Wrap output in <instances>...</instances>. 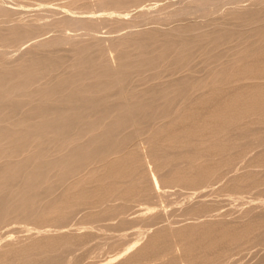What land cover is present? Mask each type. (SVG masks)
<instances>
[{"label": "rangeland", "instance_id": "rangeland-1", "mask_svg": "<svg viewBox=\"0 0 264 264\" xmlns=\"http://www.w3.org/2000/svg\"><path fill=\"white\" fill-rule=\"evenodd\" d=\"M3 1H5V0H0V6H1L2 10H10V9L14 10V12L12 14H10V16L11 15L15 16L13 18V22L16 21V23H19V21H20V23L21 22L22 23H30V22L32 23V21H33V23H34V21L36 22L35 19L38 20V18L39 19L43 18V16L41 17L40 14L43 12L42 10L45 11V9L47 8L50 11H54L55 15H54V17H47L48 19H46V20H47V22L53 21V23H55V25H53L52 28H49L50 30L47 29V30H43L42 32L39 31L36 33L37 35L34 38H32V39L29 38V39H27V41L26 40L23 41L22 40L23 38H20L23 36V34H16V35L13 34L12 32H10V30L6 29L2 25V22L0 21V28H1L0 29V68H4L7 70L14 69L15 72H18V77H22V75L25 73L26 66H28V65L31 66V67L28 66L29 69H27V71L30 70L29 72H31V70H35L34 75H33L35 77L34 82H32L30 87H29V89H31V90L42 89V88L46 87L51 82V80L56 76H57L56 79L60 80V82L64 81L65 84H69L70 87L75 88L76 91H75L74 95H87L89 92L83 91L85 89L82 90V88L86 85H91L94 82H96V83L107 82L108 86H106L102 90H99L95 94L96 98L101 99L100 102H102V103H99L100 106L98 105L96 108L104 107L103 104H110V103H116V102L120 103L121 101H122V103L123 102L126 103V100H127L126 104L128 106L127 107L123 106V107H125L127 109L131 108L132 112L131 111L130 112L132 114H136V113L137 114H144V115L146 114L144 116L146 118L143 117V119H140L138 122L136 119L137 117H135L134 121L133 120L130 121L132 123H130V122L124 123L123 122L124 120L122 118L121 113L118 112L117 110H114V111L112 110L109 112V115H108V113H106L108 117L106 116V114H104L103 116H98L95 114L94 115L92 114L91 116L87 115L85 118V120L86 119L87 120L85 121L83 119V121L85 123L83 122V126H82V129L85 127V129H84L85 131L82 129H80V130L76 129V130H74V132H72L73 134L69 138H66V140L64 137H59L60 139L57 138L53 132L44 133L41 137H40V135H32L31 137H27L23 140L22 139L17 140L16 134L13 137H4L3 136L5 139L3 137H0V163H1L0 166L5 165V164H9L8 162L12 161L11 162L12 163V165H11L12 171L10 170V173L8 172L5 175L0 176V199H1V197H3V195H4L3 193H7L9 191V193L12 197V201H10L7 204L6 208H9L8 205H10V203L14 207L16 205H21V203H22V205H28L31 202L29 205L32 206L33 212H35V214L37 215V217H36V215L34 214V216L32 217L35 225H33V223L27 224L26 222H23V221L21 222L22 219L20 220L19 217L16 216L17 215L16 213H10L12 215L8 214L7 217L5 216L2 224L0 223V253L4 251L3 249L5 247L8 248V247H12V246L16 245L17 239H18V241H17L18 245L22 246L24 243H29V242H32V241H35L38 239L49 238V240H50L51 238L57 237V236H70L71 237V236H75V235L76 236L82 235L88 239L87 241L90 244H88V242H86L87 248L85 246L83 249H80V251L83 253L80 252V256H82V257L81 258L79 257L78 260L80 261L81 259H83L84 261L82 263H79V264H90L89 262L91 261V259H92V261H97L100 259V257H99L100 255H98V254H100V253H98L99 250L97 251V247H95V244L99 240H101L100 242H103V241L106 242V240L109 238L112 239L115 236H116L115 238H117V236H119V235H120L119 237H123L125 235V236H127V239H128L127 243H129V242L132 243V241H134L133 239H139L141 237L140 240H138L140 242L137 243L138 244L137 247H138L140 245H144L147 242L151 241V239L154 236H156L155 232H158L160 230H165V229L167 230L168 228H170V226H172L170 229H173V227H174L173 224H174V225H176V227L179 226L180 228H188L190 226V234L188 233L187 235L184 236L185 239L183 240V244L185 245V248L188 252L197 253L198 256H200L202 259H206V260L210 259L212 256H214L217 253H223L229 246L238 245V250L237 249L232 250L227 255L228 257L225 256L224 258H222V260L219 261L220 264H221V262L223 264V261L225 264V261H227V259H229L231 256H232L231 258H233L232 259L233 261L230 259L229 262L232 261V263H226V264H239V263L240 264H264V258H263L264 257V148H263L264 147L263 146L264 145V122L263 123H255V124L250 125V127L248 128L249 130L247 129V131L243 135L242 134L241 135L240 134H234L233 135L231 133L227 134V133H224L226 131H223L224 134H227L226 137H224V138L219 137L218 139H216L214 141L211 140L210 142H206L205 144H201L202 147H207L208 150L210 151V154L208 157L201 156L200 158H198L194 162L196 164L200 163L199 165H202V167L200 168L201 169L200 172L202 175L200 174L199 177H201V176L204 177L203 184H201V186L198 188H193V189L188 190L184 194V196H181V194L176 192L175 189H173L171 187H167L166 190L169 189V193H167L168 191L166 192L164 190L165 193H167V196L165 194H163L162 192H160L163 194V196L165 195L164 197L162 196L163 198L161 196H160V198H161L160 200L153 198V199H156V201L159 200L157 202L159 204L154 208V204H156L155 203L156 201L154 200V202L152 201V203L149 202L150 204L153 205V206L151 205L152 211L154 213L157 212V216L160 214L161 217H162V215L164 216V218L167 217L163 221H162V219H163V217H162L161 222H159L160 224L158 223L156 225H149V224L147 225V223L145 222L146 225L144 226V224L142 225V224H138L136 222L135 224H128V226L127 225L123 226V224L119 226L117 223L119 222L120 217L117 218V216H115V215H113L115 217L108 216L110 213H107V215H105L100 220H97V218H95L94 216L87 215V213L89 212L90 209H92V210H99V209L112 210L116 205H118L120 203V201L116 200V196L118 193L125 194V193H131L134 191L132 183L129 181L128 177L124 178V174H125L128 166L130 164H132V163L138 164V162L142 160L141 158H143L142 161H144V162L145 161L147 162V160H149L146 155L150 149V146L153 144V142L152 143L148 142V140L152 136L153 132L156 131V135H155L156 140L161 139L162 140L161 142L163 143V140H164L163 138H165L166 140H168V142H170L172 140V139H170V137L173 134V129L175 128V126L180 121H182V118L179 116V114L187 113L188 115H192L195 112L200 111L201 108H198V107H205L204 104L199 102L201 99L219 96L220 92L222 90H224L223 89L224 77L226 78L230 75L236 74L238 71H240L242 69L248 70L251 75L264 76V59H262V58H264L263 57L264 56V38H263V35H264V28H263L264 27V19H263L264 18V0H114L115 4H113L114 1L112 2V0H47L46 2H41L39 0H12V1L10 0L11 3L8 0H6L7 2H3ZM14 1L16 4H14ZM38 2H40V3L38 4ZM46 4H48V5H46ZM42 8H44V9H42ZM67 8H69V9H67ZM247 11H248V13H250V11H251L252 14L250 13V15H248L246 13ZM38 12H40V13H38ZM70 12H72V13L70 14ZM239 12H240V14H239ZM244 13H246V14H244ZM253 13L255 15H253ZM37 14L39 16L38 18H37ZM72 14H73V16L75 15V16H77V18H80L81 20H83V22L85 24H93L95 27V30L98 34L97 37H101L103 43L101 42V40L97 42L96 41L97 38H95L94 36H89L90 34L85 33V35L83 34V36H81V37L79 35L73 41H69V42L62 44L60 49L55 50V52L51 51V54L48 53L49 55L55 56V59H52L49 61V63H51L53 65L51 67V69H49V70L48 69L43 70L41 68L38 69L39 67H41L40 64L33 66V61H32L33 59L31 56H33L35 58V57H39V56L42 57V55H44V54H41V49H38L40 47H38L37 45L39 43H43V44L48 43L47 45H49L50 50H54L55 45L52 46V44H51L53 42L52 40H54L59 35V33L61 32V29H60L61 25L63 24V22L67 18V16H71ZM242 15H244V16H242ZM252 15H253V17H252ZM235 17H236V19H235ZM246 17H248L249 20L245 21V19H247ZM44 18H46V16H44ZM257 18L258 19L261 18V19L258 21ZM14 19H15V21H14ZM43 19L39 20L40 23L45 21ZM0 20H1V17H0ZM239 21H241V22H239ZM247 21L250 23H248ZM251 23L252 24L256 23V24L252 26ZM228 24H229V26H228ZM235 24L237 26H235ZM194 25H196V26H194ZM116 26L119 27L118 28L119 30L117 29L118 31L116 29H113ZM261 26H263V27H261ZM198 27H200V28H198ZM258 27L260 29H258ZM225 28L228 30L225 31L226 30ZM124 29H125V31L123 32ZM159 29H161V30H159ZM229 29H230V31L232 29L233 30L230 32ZM236 29H238V30H236ZM31 30L33 31V28H31ZM126 30L129 33L126 32ZM171 30H173V31H171ZM258 30H259V32H258ZM260 30L262 31V33L260 32ZM234 31L235 32L239 31V33L234 34ZM243 31H245V32H243ZM246 31H247V33H246ZM255 31L257 32L256 33L257 35L255 34ZM174 32H176V33H174ZM225 32H228V33L224 34V36H223L222 33H225ZM5 33H7V34H5ZM68 33L69 34H75V31L70 30ZM126 33H128V34H126ZM131 33H133V34H131ZM152 33H153V35H152ZM116 34H117L118 38L120 37L119 39L116 38ZM173 34H174V36H173ZM95 35H96V33H95ZM192 35H193V37H192ZM210 35L213 38H210L211 37ZM214 35H216V38ZM234 35H235V37H233ZM236 35H239V37ZM125 36H127V37H125ZM138 36H144L143 40H140V37L138 38ZM146 36H147V38H145ZM225 36H227L228 38ZM244 36H245V38H244ZM251 36H253V37H251ZM114 37L116 38V40H114L115 39ZM182 37H184L185 39ZM222 37H223V39H222ZM242 38H244V39H242ZM76 39H77V41H76ZM131 39H133V40H131ZM178 39H180V42ZM193 39H195V40H193ZM203 39H205V40H203ZM226 39L228 40L227 42H226ZM252 39H253V41H252ZM261 39H262V41H261ZM16 40H18V41H16ZM112 40H113V42H112ZM172 40L175 42H173ZM176 40L178 41V43ZM185 40H187V41H185ZM188 40H190V41H188ZM146 41H148V42H146ZM164 41H165V43H164ZM219 41L222 42V43H220L221 46H219L220 45ZM203 42H205L207 45ZM252 42H255V43H252ZM142 43H145V44H142ZM93 44H96V47L95 46L93 47L92 46ZM100 44H102V45L100 46ZM90 46H92V47H90ZM167 46H168V48H167ZM15 47L18 49H16ZM79 47H80V49L86 47L84 49H90L91 48L92 50H93V48H95V51L92 53V55L95 57L98 56V58H97L98 60L93 59V61H91V65H92L91 68L92 69H91V73L87 74V76H86L88 78H86V77L80 78V77H83L82 73H84L87 69L85 68V65L79 59V57H80ZM199 47H201V48L199 49ZM214 47H215V49H214ZM103 48H105V50ZM107 48H109V49H107ZM210 48L211 49L213 48L214 50L212 49L213 50L212 51V50H210ZM74 49L76 52L74 51ZM141 49L142 50L144 49L143 50L144 52ZM170 49H171L172 54L170 53ZM208 49H209V51H208ZM10 50H12L13 53H8ZM15 50H17V51H15ZM133 50H134V52H133ZM145 50H146V52H145ZM5 51L8 53V55ZM130 51L132 52V54ZM26 52L28 54H26ZM104 52H106V54ZM148 52H149V54H148ZM208 52H209V54H208ZM210 52H211V54H210ZM215 52H216V54H215ZM31 53L34 54L35 56L32 55ZM118 53L119 54L122 53V55H119ZM222 53H224V54H222ZM99 55H100V57H99ZM123 55H124V57L122 58V60L118 59L120 56H123ZM44 56H46V55H44ZM58 56H63V57H58ZM70 56H72V57H70ZM28 57H30V58H28ZM164 57H166V58L168 57V58L165 59ZM103 58H104V60H103ZM42 60L43 61L45 60V62H46L49 59H46V57H43ZM54 60H57V61H54ZM6 62H8V63H6ZM30 62H31V64H30ZM137 68H139V69H137ZM54 69H55V71H54ZM61 69L63 72L61 71ZM93 74H94V76H92ZM101 74H103V75H101ZM203 74H205V75H203ZM125 75L127 77L129 76L127 78V80H120V79H122L121 77L125 76ZM193 75H195V76H193ZM50 76L53 78H51ZM74 76H76V77H74ZM181 77H182V79H181ZM105 79H107V80H105ZM176 79H178V80H176ZM111 80H112V82H110ZM114 80H116V81L119 80L118 83L119 82H121V83H119V85H118V83L115 84ZM168 81L170 84L168 83ZM178 81L180 84L178 83ZM39 82H41V83H39ZM46 82H47V84H46ZM252 82H264V78H261V79H245L242 83L246 84V83H252ZM173 83H174V85H173ZM183 83H185V84H183ZM148 87H150V88H148ZM118 88L120 89V91ZM146 88H148V89H146ZM104 90H106V91H104ZM115 90H117L119 93L117 91L115 92ZM181 91H182V93H181ZM119 94L121 95L120 97H119ZM133 95H134V97H133ZM176 95H179V96H176ZM102 96H104L103 99L101 98ZM122 96H124V97L122 98ZM149 96L151 97V99H149ZM105 97H106V99H105ZM117 97H119V98H117ZM126 97H128V98H126ZM174 97H175V99H173ZM177 97H179L178 98L179 100L177 99ZM14 98L15 97H13V99ZM35 98H37V97H35ZM125 98H126V100H125ZM153 98H154V100H153ZM128 99H129V101H128ZM106 101H108V102H106ZM138 101H139V103H138ZM141 102H143L145 105ZM145 102L147 104L149 103L148 106L146 105ZM137 103L140 105H138ZM152 103L155 105V107ZM37 104H38V99H35L34 101H31L29 104H26V106L24 105L22 107V111L27 112L29 109H31V106H32V111H33V107L37 106ZM161 105H163V106H161ZM139 107H141V108H139ZM119 108H122V107H119ZM150 108L153 109L154 111L151 110ZM91 109L90 110L88 109L87 112H90ZM141 109L143 111H141ZM76 111L77 110L74 109L73 111H71V113L74 115L77 113ZM171 112H173V114ZM147 113H148V115H147ZM149 113L151 116L149 115ZM152 113H153V115H152ZM116 114H117V116H116ZM97 116H98V118H97ZM95 117H96V119H95ZM115 118H117V119H115ZM93 119L95 120L94 122H93ZM111 119H113V120L111 121ZM187 119L192 120L193 118L190 116ZM88 120H89V122L87 123ZM149 120L153 123L151 124V122ZM34 122L38 123V122H40V119L37 118V119H35ZM110 122H111V125L109 124ZM113 122H116L115 123L116 125ZM117 122L120 124H118ZM94 123H95V125H94ZM148 123H150V124H148ZM121 124H122V126H120ZM144 124L146 127L144 126ZM146 124H148V125H146ZM0 125H5V123H0ZM86 125H88V127ZM108 125H109V127H108ZM89 126H90V128H89ZM127 126H128V129H127ZM149 126H150V129H149ZM111 127H113V128L110 129ZM121 127H122V129H121ZM22 128L23 127H21V126H17L16 129H18V130L16 131V133L19 134L18 132H20L19 130L20 129L22 130ZM86 128H87V131H86ZM88 128H89V130H88ZM108 128H109V130H108ZM132 128L135 129V130L133 129L134 132L133 131L131 132ZM114 129H115V131H114ZM117 129L120 130V132L122 131L121 134H119L120 132L117 131ZM123 130H124V132H123ZM139 131L142 135H140ZM76 132H77V134H76ZM135 132L138 134H135ZM100 133H102V134H100ZM133 133L136 136H134ZM143 133H144V135H143ZM108 134H109V136H107ZM128 134H130V135L132 134L131 136L135 137L134 138L135 140L133 139V137H131ZM221 134H222V132H221ZM81 135H84V137ZM104 135L107 136V138H104L105 140L103 139V137H106ZM47 136H49V137H47ZM75 137H76V139H75ZM112 137H113V141H112ZM1 138H3V139H1ZM30 138H31L32 144L29 142ZM34 138H35V140H33ZM45 138L47 139V141L44 140ZM56 138L58 140L57 142L53 140ZM61 138H63V139H61ZM87 138L89 141L93 138L96 141L91 140L92 142L90 141L89 143H87L88 142ZM98 138H100V140ZM108 138H110V141H112L111 142L112 144H114V143L115 144L114 145H112L111 143L109 144L110 141ZM117 138H118V140H117ZM12 139H14V140H12ZM50 139H52L51 142H50ZM32 140H33V142H32ZM43 140L46 143L45 142L42 143ZM68 140L70 142H67ZM12 141L13 142L16 141L17 143H22L25 145L28 141L29 144L27 143V146H24L25 148L22 147L20 151L15 153V152H12L11 149L15 146L14 143H16V142L13 143ZM250 141H251V143H250ZM75 142H77V143H75ZM98 142H100V143L98 144ZM9 143H10V146H9ZM78 143H80V145L82 143H84V144L79 146V145H77ZM121 143L123 144V146H126V148L123 147L121 145ZM116 144H118L119 147H123L122 150L120 149L122 152L119 150V148L117 147ZM28 145H30V146H28ZM33 145H36V146H33ZM43 145H47V146L51 145L50 146L51 149L48 147L49 149L47 150V154L44 157L34 158L33 155L36 153V151H38L39 147H41ZM84 145H86V146H84ZM77 146L81 147V149L83 151L81 150L82 151L81 152L80 148ZM83 146H84V148H82ZM146 146H147V148H146ZM260 146H262V148ZM75 147H76V149H75ZM145 148L147 149V151ZM222 148L225 151L222 152V150H221V154L217 155L215 152H217L218 149H222ZM239 148L242 149V151ZM257 148L259 150L256 152ZM3 149H4V151H3ZM102 149H103V151L100 152ZM97 150H99L100 154L97 152ZM7 151H8V154H7ZM70 151H71V155H70ZM119 151L121 153H119ZM211 151L214 153H212ZM2 152H4V153H2ZM74 152L78 153V156L73 155ZM106 152H108V153H106ZM111 152L113 155L111 154ZM115 152H118V153H115ZM226 152L228 154H230V152H231V154H230L231 156L227 155ZM20 153H21V155H20ZM84 153H85V155H84ZM92 153L94 154V156H92L93 155ZM97 153L100 155V157L98 156ZM224 153H226V154L224 155ZM79 154L82 155V157L79 156ZM222 154H223V156H222ZM1 155H3V156H1ZM11 155L15 156V157H12ZM68 155H69V157H67ZM251 155H253L256 158H254ZM30 156H32V158ZM120 156H122V157H120ZM242 157H243V161H242ZM55 158H57L59 160V161L57 160L58 163H57ZM28 159H29V161H28ZM51 159H52V162L48 163L47 160L51 161ZM63 159L66 163L63 161ZM68 159H70V160H68ZM41 160H42V162L45 160L43 163H44V165L45 164L47 165V167H48V168L46 167L47 169L34 168L35 166H38V163H39V165H43V163L42 164L40 163ZM54 160L56 162H54ZM253 160H254V162H252ZM4 161H6V162H4ZM83 161L84 162L86 161L87 164H85ZM129 161H130V163H129ZM146 162H145V168H146V171L148 172V170L151 168V165L146 164ZM17 163L18 164L20 163V164L18 166H16ZM51 163L53 165L55 163V165L53 167H51L52 165H49ZM79 163H80V165L83 164V165H81L82 167L79 166ZM127 163H128V165H127ZM194 163L191 164L190 166H188L186 169H180V168L177 169L178 173H184L185 175H187V177L190 178V182H192L193 180H195L198 177V176L196 177V174H195L197 172H195L196 169H195V167H193L195 165ZM238 163H239V165H238ZM75 164L78 165L77 169L74 167V166H76ZM114 165H116L117 167L113 168ZM13 166L16 168H14ZM85 166H87V169ZM149 166H150V168H149ZM22 167L24 168V171H26L25 169H27V172H26L27 175L25 174V177L22 176V177L16 178L13 175L14 170L17 168H22ZM31 167H33V168H31ZM50 167L52 169H50ZM61 168H63V169H61ZM48 169H49V171H48ZM57 169H58V171H57ZM74 169H75V171H74ZM32 170H35V171L32 172ZM40 170H41V172H38ZM45 170L47 171V174H45V172H46ZM63 170H66L67 172H63ZM28 171L30 174L28 173ZM58 172H59V176H58ZM60 172H63L64 174L60 173ZM11 173H13V174L11 175ZM32 173H34V174H32ZM35 173H36V175H35ZM37 173L38 174L41 173V174L38 175ZM67 174H69V175L67 176ZM76 174H78V175H76ZM37 175H38V178L34 177ZM92 175H94V176H92ZM252 175L254 176V178ZM31 176H33V177L31 178ZM88 176H90V177H88ZM9 177H11V178H9ZM225 177H226V179H224ZM19 178H20V180L22 178L25 182H27V180H30L31 182H33L32 180L35 179L36 181H34L31 186H33V189L34 190L36 189L37 192H36V190L33 191L32 187H30V189H28V190L23 189L24 185L22 183L24 181L21 180L20 181L21 183H19L18 182ZM39 178H41V180L43 178L42 181H44L45 183L40 182L41 180ZM11 179H13L14 184H17V186L16 185L13 186V185L9 184ZM15 180H17V181H15ZM38 180L40 183L37 182ZM52 182L53 183L56 182V183L53 184ZM37 183H39L41 186H39V184H37ZM218 183H219V185H218ZM56 184H58V185H56ZM1 185L3 186L4 189L1 188ZM5 185H7V186H5ZM59 186H60V188H59ZM63 186L65 187V189L63 188ZM72 186L75 189H73ZM49 187L50 188L53 187L52 189H53L54 193L52 192V189L51 190L49 189ZM9 188H10V190H9ZM19 188H22L23 190L22 189L19 190ZM37 188H39V189H37ZM42 189H45V190H43V193L46 192V195L40 194V197H39L38 194L42 193V191H41ZM47 189H49V190L47 191ZM120 189H121V191H120ZM23 191H25V192H23ZM61 191H63V192H61ZM47 192H49V193H47ZM195 192H197V193L195 194ZM79 193H83V194L86 193L87 195H85L82 199H75V197ZM29 194H31V195H29ZM35 194L37 195V197H39V199L35 198L36 196L33 197V195H35ZM232 194H235L238 198L233 195L234 197L232 196V198H233L232 199L231 198ZM241 194L243 197L241 196ZM16 195H18V199H17ZM41 195H43V196H41ZM51 195H53V196H51ZM19 196H21V197H19ZM24 196H25V198H24ZM59 196H60V198H59ZM186 196L187 197L189 196L190 198H186ZM195 196H196V198L199 196L200 197H199V199L198 198L192 199V198H195ZM223 196L224 197L226 196V197L224 198ZM14 197H16V198H14ZM44 197L45 198L47 197V198L45 199ZM55 197H57V198H55ZM227 197H229V198H227ZM23 198L24 199L28 198L29 201L28 200L25 201ZM29 198H31V199H29ZM48 198L49 199L51 198L52 200L51 199L49 200ZM238 199H240V200H238ZM13 200H14V202H13ZM73 200H76V202H80V205H78V207L71 206V204H72L71 201H73ZM190 200H192V201H190ZM197 200H199L198 201L199 204L195 205V203H197ZM205 200L207 201L206 206H212V207L217 206L218 209L221 208L220 210L222 213L220 215L219 214L216 215V217L215 216L210 217V219H209V217H206V219H205V216L198 217L197 215H196V217H198V218H196L195 214L193 216L192 212L196 209V207L200 206V204L202 203L201 201L205 202ZM35 201H36V203H34ZM37 201H38V203H37ZM56 201H58V202H56ZM214 201L216 202V205H215ZM16 202H18V203H16ZM43 202H46V203H44V205H43ZM189 202H190V204H189ZM149 203H148V205H149ZM82 204H86V205L84 206ZM193 204H194V207H192ZM11 205H10V207H11ZM41 205L43 208L41 207ZM46 205H48V208L46 207ZM140 205H142V204H139L138 207ZM148 205H146V203H145V206L143 204V207L140 206L139 208L142 207L145 210L146 209L150 210L151 207L149 208ZM44 206H45V209H44ZM186 206L187 207L189 206L191 209L190 217H188V215L181 217V215L184 212L189 211V207L187 208ZM34 208L36 209V211L34 210ZM134 208H135V206H134ZM137 208H135V209H137ZM180 208L184 212L180 211L181 210ZM185 208H187V209H185ZM223 208H225V210ZM183 209H185V210H183ZM72 210H77V211L74 213L75 217L73 214V216H72L73 218L70 219L68 221V223L58 224L57 222H55V220L59 218L58 216L60 214H65V213L70 212ZM145 210H144V213L148 212ZM37 212H38V214H37ZM128 212H130V210ZM151 212H148V213L151 214ZM168 212L170 213V217L166 216V215H169ZM249 212H251V213H249ZM148 213H145V217H147L149 215ZM171 213H173V214L171 215ZM191 215L193 217H191ZM225 215H227V216L225 217ZM14 216H16V217H14ZM107 216H108V218H107ZM175 219H177V220H175ZM193 219H194V221H193ZM196 219H198V220L195 221ZM70 221H71V223H70ZM136 221H140V220H136ZM166 221H168V222L169 221H177V223L169 222V224L171 223V225L169 226L168 222H166ZM38 222L47 223V225L39 226L37 224ZM201 222H203V223H201ZM180 223H183V224L181 225ZM199 224H200V226H199ZM163 225L166 227H163ZM183 225H185V226H183ZM103 226H106L107 228L103 227ZM121 226H123L124 229H126L125 227H127V228L131 227L132 229L131 228H129V230L127 229V232L124 229H122L124 231H122L121 229H120L121 231L113 230L117 227L120 228ZM146 227H147V229H145ZM158 227L161 229H159ZM36 228H38V230ZM98 228H100V229H98ZM102 228H103V230H102ZM138 228L139 229L141 228L140 231L141 230L144 231V233L141 236H139V238L135 237L136 236L135 233L139 232ZM34 229H36V230H34ZM111 229L114 231L113 234L115 236L112 234L113 231ZM136 229L138 231H136ZM148 229H149V231H148ZM156 229H157V231H156ZM27 230H28V232H27ZM43 230L46 233H44ZM58 230H59V232H58ZM212 230H214V231H212ZM38 231H40V232H38ZM103 231H105V232L107 231V232H111V233H108L109 234L108 235L107 233H105ZM34 232H36V233H34ZM125 232H126V234H124ZM133 232H135V233H133ZM34 234H35V236H34ZM39 234H41V235H39ZM110 234H112V235H110ZM103 235H108V236H104L102 238ZM100 236L102 239L100 238ZM129 240H132V241H129ZM45 242H47V241H45ZM91 242H93V243L91 244ZM49 243L50 242L48 241V244ZM129 245H130V243H129ZM124 246L126 248V247H128V244H124L122 247L124 248ZM103 247H105L106 250H103L101 252V249H100V252L103 254V257L101 256V258L105 259L106 257L109 256V254L111 252L115 253V251H111L109 249L107 250L106 245ZM122 247H120L119 249H122ZM5 250H6V248H5ZM116 250L118 251V249H116ZM109 251H110V253H109ZM227 251L228 250H226L225 252H227ZM76 253H74V254H76ZM85 253H88V254L90 253V255H89V258L91 257L90 260H88L89 259L87 256L88 254L86 255ZM92 253H93V256H97V260L93 259L94 257L92 256ZM107 253H109L108 256H107ZM234 253H235V255H234ZM104 254L106 255V257ZM83 255H85V256H83ZM73 256L76 257V255H73ZM86 256L88 258L87 260H86V258H83ZM235 256H237V257H235ZM121 258H123V256L122 257L121 256L116 257L117 260L118 259L120 260ZM238 258H239V260H238ZM100 260H102V259H100ZM76 262H73V263L71 262V264H75ZM219 262H217L216 264H219Z\"/></svg>", "mask_w": 264, "mask_h": 264}, {"label": "bare ground", "instance_id": "bare-ground-1", "mask_svg": "<svg viewBox=\"0 0 264 264\" xmlns=\"http://www.w3.org/2000/svg\"><path fill=\"white\" fill-rule=\"evenodd\" d=\"M8 1H10V0H8ZM12 1V0H11ZM11 1H10V3H11ZM39 1H41V2H46L47 0H39ZM114 0H112V2H113ZM3 2H7L6 0L5 1H3ZM128 2V1H127ZM204 2V1H203ZM40 2H38V4H39ZM13 4V3H12ZM14 4H16L15 3V1H14ZM49 4V3H48ZM48 4H46V5H48ZM113 4H115V1L113 2ZM51 5V4H50ZM134 5V4H133ZM125 6V5H124ZM43 7V6H42ZM114 7V6H113ZM51 8V7H50ZM42 9H44V8H42ZM41 9V10H42ZM66 9V8H65ZM67 9H69V8H67ZM40 10V9H39ZM114 10V9H113ZM116 10V9H115ZM119 10V9H118ZM43 12L40 14L41 15V17L43 16V18H44V16H46V18H38L39 16H38V14H37V18H38V20L37 19H35L36 20V22L34 21V23H33V21H32V23L30 22V23H20V21H19V23H16V21H15V19H14V21L15 22H13V18L15 17L14 15H11L10 16V14H12L13 12H14V10H2L1 9V6H0V17H1V22H2V25L6 28V29H8V30H10V32H12L13 34H23V36L22 37H20V38H23L22 40L23 41H27V39H32V38H34L37 34V32H42L43 30H50L49 28H52L53 27V25H55V23H53V21L52 22H47V20L46 19H48L47 17H54V15H55V12L54 11H50V10H48L47 8L45 9V11L44 10H42ZM77 12V11H76ZM254 12V11H253ZM38 13H40V12H38ZM72 12H70V14H71ZM75 13V12H74ZM73 13V14H74ZM111 13V12H110ZM243 13V12H242ZM248 15H250V13H251V11H250V13H248V11L246 12ZM246 13H244V14H246ZM73 14L71 15V16H67V18L64 20V22H63V24L61 25V32L59 33V35L54 39V40H52L53 42L51 43L52 44V46L53 45H55V47H54V50H50V48H49V45H47V44H43V43H39L37 46L38 47H40V48H38V49H41V54H44V55H46V56H44V55H42V57H33V56H31L32 57V61H33V66L34 65H37V64H40L41 65V67H39L38 69H43V70H45V69H51V67L53 66L51 63H49V61L50 60H52V59H55V56H52V55H49L48 53H50L51 54V51L53 52H55V50H58V49H60V47H61V45L62 44H64V43H66V42H69V41H73L76 37H78L79 35H80V37L81 36H83V34L85 35V33H88V34H90L89 36H94L95 38H97V42L98 41H100L101 40V42H102V39H101V37H97V32H96V30H95V27H94V25L93 24H85L84 22H83V20H81L80 18H77V16H73ZM123 14V13H122ZM239 14H240V12H239ZM238 14V15H239ZM252 14V13H251ZM57 15V14H56ZM253 15H255L254 13H253ZM253 15H252V17H253ZM115 16V15H114ZM242 16H244V15H242ZM249 17V16H248ZM248 17H246L247 19H245V21L246 20H249L248 19ZM261 17V16H260ZM36 18V17H35ZM139 18V17H138ZM45 20V21H43V22H41L40 23V21L39 20ZM54 19V18H53ZM235 19H236V17H235ZM244 19V18H243ZM251 19V18H250ZM258 19V18H257ZM256 19V20H257ZM261 19V18H260ZM260 19H258V21L260 20ZM264 19V18H263ZM30 20V19H29ZM39 21V22H38ZM243 21V20H242ZM28 22V21H27ZM38 22V23H37ZM232 22V21H231ZM239 22H241V21H239ZM238 22V23H239ZM244 22V21H243ZM242 22V23H243ZM248 22V21H247ZM246 23V22H245ZM248 23H250V22H248ZM247 24V23H246ZM252 24V23H251ZM256 23H254V24H252V26L253 25H255ZM261 24V23H260ZM112 25V24H111ZM168 25V24H167ZM220 25V24H219ZM227 25V24H226ZM232 25V24H231ZM239 25V24H238ZM60 26V25H59ZM162 26V25H161ZM194 26H196V25H194ZM193 26V27H194ZM217 26V25H216ZM228 26H229V24H228ZM235 26H237L236 24H235ZM249 26V25H248ZM2 27V26H1ZM3 27V28H4ZM242 27V26H241ZM246 27V26H245ZM256 27V26H255ZM261 27H263V26H261ZM2 28V29H3ZM31 28H33V31L31 30ZM119 27H115V28H113V29H118ZM132 28V27H131ZM163 28V27H162ZM165 28V27H164ZM198 28H200V27H198ZM205 28V27H204ZM243 28V27H242ZM249 28V27H248ZM264 28V27H263ZM1 29V28H0ZM59 29V28H58ZM57 29V30H58ZM88 29V30H87ZM122 29V28H121ZM120 29V30H121ZM169 29V28H168ZM173 29V28H172ZM191 29V28H190ZM196 29V28H195ZM207 29V28H206ZM220 29V28H219ZM226 29V28H225ZM241 29V28H240ZM246 29V28H245ZM258 29H260L259 27H258ZM70 30H74L75 31V34H69L68 32L70 31ZM115 30V31H116ZM119 30V29H118ZM117 30V31H118ZM128 30V29H127ZM126 30V32H128ZM133 30V29H132ZM159 30H161V29H159ZM228 29H226L225 31H227ZM233 30V29H232ZM231 30V31H232ZM236 30H238V29H236ZM235 30V31H236ZM249 30V29H248ZM247 30V31H248ZM252 30V29H251ZM54 31V30H53ZM60 31V30H59ZM125 31V29L123 30V32ZM130 31V30H129ZM158 31V30H157ZM163 31V30H162ZM170 31V30H169ZM171 31H173V30H171ZM217 31V30H216ZM229 31H230V29H229ZM230 31V32H231ZM234 31V34L236 33H239V31L238 32H235ZM247 31H246V33H247ZM134 32V31H133ZM168 32V31H167ZM182 32V31H181ZM229 32V33H230ZM243 32H245V31H243ZM258 32H259V30H258ZM260 32L262 33V31L260 30ZM95 33H96V35H95ZM129 33V32H128ZM128 33H126V34H128ZM148 33V32H147ZM171 33V32H170ZM173 33V32H172ZM174 33H176V32H174ZM178 33V32H177ZM184 33V32H183ZM182 33V34H183ZM226 33H228V32H225V33H222L223 34V36H224V34H226ZM242 33V32H241ZM254 33V32H253ZM257 32L255 31V34H256ZM5 34H7V33H5ZM82 34V35H81ZM131 34H133V33H131ZM179 34V33H178ZM181 34V33H180ZM186 34V33H185ZM211 34V33H210ZM243 34V33H242ZM252 34V33H251ZM260 34V33H259ZM258 34V35H259ZM119 35V34H118ZM125 35V34H124ZM152 35H153V33H152ZM163 35V34H162ZM161 35V36H162ZM189 35V34H188ZM212 35V34H211ZM210 35V36H211ZM220 35V34H219ZM254 35V34H253ZM257 35V34H256ZM173 36H174V34H173ZM184 36V35H183ZM187 36V35H186ZM215 36V38H216V35H214ZM236 36H238L239 37V35H236ZM242 36V35H241ZM248 36V35H247ZM255 36V35H254ZM39 37V36H38ZM55 37V36H54ZM124 37V36H123ZM125 37H127V36H125ZM140 37V40H143V38H144V36H138V38ZM179 37V36H178ZM191 37V36H190ZM192 37H193V35H192ZM225 37H227V36H225ZM232 37V36H231ZM233 37H235V35L233 36ZM232 37V38H233ZM249 37V36H248ZM251 37H253V36H251ZM12 38V37H11ZM10 38V39H11ZM112 38V37H111ZM115 38V37H114ZM116 38H118L117 37V34H116ZM116 38L114 39V40H116ZM120 38V37H119ZM118 38V39H119ZM130 38V37H129ZM145 38H147V36L145 37ZM158 38V37H157ZM182 38H184V37H182ZM196 38V37H195ZM210 38H213L212 36L210 37ZM228 38V37H227ZM244 38H245V36H244ZM244 38H242V39H244ZM263 38H264V35H263ZM13 39V38H12ZM19 39V38H18ZM108 39V38H107ZM122 39V38H121ZM153 39V38H152ZM173 39V38H172ZM185 39V38H184ZM192 39V38H191ZM222 39H223V37H222ZM257 39V38H256ZM131 40H133V39H131ZM135 40V39H134ZM151 40V39H150ZM154 40V39H153ZM165 40V39H164ZM179 40V42H180V39H178ZM193 40H195V39H193ZM203 40H205V39H203ZM214 40V39H213ZM16 41H18V40H16ZM37 41V40H36ZM76 41H77V39H76ZM145 41V40H144ZM157 41V40H156ZM160 41V40H159ZM166 41V40H165ZM165 41H164V43H165ZM169 41V40H168ZM173 41V40H172ZM177 41V40H176ZM185 41H187V40H185ZM188 41H190V40H188ZM215 41V40H214ZM228 40L226 39V42H227ZM233 41V40H232ZM251 41V40H250ZM252 41H253V39H252ZM261 41H262V39H261ZM111 42V41H110ZM112 42H113V40H112ZM115 42V41H114ZM120 42V41H119ZM146 42H148V41H146ZM145 42V43H146ZM150 42V41H149ZM173 42H175V41H173ZM201 42V41H200ZM225 42V41H224ZM103 43V42H102ZM145 43H142V44H145ZM156 43V42H155ZM163 43V42H162ZM177 43H178V41H177ZM194 43V42H193ZM197 43V42H196ZM203 43H205V42H203ZM220 43H222V42H220L219 41V44ZM252 43H255V42H252ZM8 44V43H7ZM16 44V43H15ZM50 44V45H51ZM114 44V43H113ZM118 44V43H117ZM140 44V43H139ZM192 44V43H191ZM206 44V43H205ZM204 44V45H205ZM218 44V45H219ZM239 44V43H238ZM91 45V44H90ZM102 44H100V46H101ZM112 45V44H111ZM149 45V44H148ZM160 45V44H159ZM165 45V44H164ZM203 45V46H204ZM207 45V44H206ZM215 45V44H214ZM217 45V46H218ZM237 45V44H236ZM249 45V44H248ZM253 45V44H252ZM5 46V45H4ZM89 46V45H88ZM93 47L95 46L96 47V44H93L92 45ZM92 46H90V47H92ZM98 46V45H97ZM132 46V45H131ZM141 46V45H140ZM162 46V45H161ZM219 46H221V44L219 45ZM234 46V45H233ZM247 46V45H246ZM251 46V45H250ZM259 46V45H258ZM36 47V46H35ZM87 47V46H86ZM86 47H84V48H86ZM89 47V48H90ZM115 47V46H114ZM157 47V46H156ZM159 47V46H158ZM7 48V47H6ZM16 48V47H15ZM52 48V47H51ZM84 48H82V49H80V47H79V53H80V57H79V59H80V61L85 65V68L87 69L84 73H82L83 74V77H80V78H85L86 76H87V74H89V73H91V67H92V65H91V61H93V59H97L98 58V56H93L92 55V53L95 51V48H93V50L90 48V49H84ZM110 48V47H109ZM109 48H107V49H109ZM151 48V47H150ZM167 48H168V46H167ZM175 48V47H174ZM188 48V47H187ZM186 48V49H187ZM201 47H199V49H200ZM217 48V47H216ZM230 48V47H229ZM250 48V47H249ZM16 49H18V48H16ZM104 50H105V48H103ZM106 49V50H107ZM113 49V48H112ZM137 49V48H136ZM147 49V48H146ZM156 49V48H155ZM196 49V48H195ZM198 49V48H197ZM213 49V48H212ZM211 48H210V50H212ZM214 49H215V47H214ZM213 49V50H214ZM218 49V48H217ZM97 50V49H96ZM142 50V49H141ZM144 50V49H143ZM142 50V51H143ZM168 50V49H167ZM212 50V51H213ZM253 50V49H252ZM259 50V49H258ZM8 51V50H7ZM11 51V52H10ZM8 53H13L12 52V50H10ZM15 51H17V50H15ZM34 51V50H33ZM74 51H75V49H74ZM78 51V50H77ZM98 51V50H97ZM101 51V50H100ZM208 51H209V49H208ZM249 51V50H248ZM256 51V50H255ZM6 52V51H5ZM76 52V51H75ZM102 52V51H101ZM100 52V53H101ZM131 52V51H130ZM133 52H134V50H133ZM144 52V51H143ZM145 52H146V50H145ZM150 52V51H149ZM149 52H148V54H149ZM154 52V51H153ZM175 52V51H174ZM191 52V51H190ZM7 53V52H6ZM5 53V54H6ZM8 53H7V55H8ZM30 53V52H29ZM105 54H106V52H104ZM123 53V52H122ZM122 53L121 54H119V55H122ZM127 53V52H126ZM125 53V54H126ZM140 53V52H139ZM166 53V52H165ZM170 53H171V49H170ZM244 53V52H243ZM249 53V52H248ZM26 54H28L27 52H26ZM32 54V53H31ZM98 54V53H97ZM131 54H132V52H131ZM141 54V53H140ZM157 54V53H156ZM172 54V53H171ZM188 54V53H187ZM193 54V53H192ZM208 54H209V52H208ZM210 54H211V52H210ZM215 54H216V52H215ZM214 54V55H215ZM222 54H224V53H222ZM32 55H34V54H32ZM62 55V54H61ZM118 55V56H119ZM128 55V54H127ZM167 55V54H166ZM186 55V54H185ZM184 55V56H185ZM190 55V54H189ZM235 55V54H234ZM249 55V54H248ZM22 56V55H21ZM35 56V55H34ZM76 56V55H75ZM130 56V55H129ZM137 56V55H136ZM135 56V57H136ZM183 56V57H184ZM191 56V55H190ZM218 56V55H217ZM231 56V55H230ZM229 56V57H230ZM43 57H46V59H49L48 61H46L45 62V60L43 61L42 60V58ZM58 57H63V56H58ZM70 57H72V56H70ZM99 57H100V55H99ZM124 57V55L123 56H120L118 59H121L122 60V58ZM156 57V56H155ZM222 57V56H221ZM264 57V56H263ZM7 58V57H6ZM23 58V57H22ZM28 58H30V57H28ZM140 58V57H139ZM165 59H167L166 57H164ZM189 58V57H188ZM187 58V59H188ZM191 58V57H190ZM5 59V58H4ZM20 59V58H19ZM67 59V58H66ZM107 59V58H106ZM127 59V58H126ZM125 59V60H126ZM156 59V58H155ZM164 59V60H165ZM210 59V58H209ZM215 59V58H214ZM213 59V60H214ZM220 59V58H219ZM262 59H264V58H262ZM27 60V59H26ZM25 60V61H26ZM76 60V59H75ZM98 60V59H97ZM103 60H104V58H103ZM15 61V60H14ZM54 61H57V60H54ZM216 61V60H215ZM2 62V61H1ZM9 62V61H8ZM8 62H6V63H8ZM59 62V61H58ZM142 62V61H141ZM171 62V61H170ZM174 62V61H173ZM189 62V61H188ZM219 62V61H218ZM153 63V62H152ZM186 63V62H185ZM225 63V62H224ZM233 63V62H232ZM4 64V63H3ZM27 64V63H26ZM30 64H31V62H30ZM58 64V63H57ZM78 64V63H77ZM154 64V63H153ZM59 65V64H58ZM117 65V64H116ZM122 65V64H121ZM127 65V64H126ZM125 65V66H126ZM29 66V65H28ZM26 66V68H25V73L22 75V77H18V72H15V70L14 69H12V70H7V69H4V68H0V123H5V125H0V137H13L15 134L17 135L16 136V139L17 140H20V139H25V138H27V137H31L32 135H40V137L44 134V133H47V132H53L54 133V135L57 137V138H59V137H64L65 138V140H66V138H69L73 133L72 132H74V130H80V129H82V126H83V119L85 120V118H86V116L87 115H98V116H103L104 114H106V113H108V115H109V112L110 111H114V110H117L118 112H120L121 113V115H122V118H123V122L124 123H126V122H130V121H134V119H135V117H137L136 119H137V121L139 122V120L140 119H143V117L146 115H144V114H132L131 112V108L130 109H127V108H125V107H127L128 105L126 104L127 103V100H126V98H128V97H126L125 98V100H126V103H122V101L120 102V103H118V102H116L115 100V102L116 103H110V104H103L104 105V107H102V108H96L98 105H99V103H102V102H100V100L101 99H97L96 98V96H95V94L99 91V90H102V89H104L106 86H108L107 85V82H101V83H96V82H94L93 84H91V85H86V86H84L83 88H82V90L83 89H85V90H83V91H87V92H89L87 95H74L75 94V88H72V87H70V85L69 84H65V82L64 81H62V82H60V80H57L56 79V77H51V78H53L52 80H51V82L46 86V87H44V88H42V89H34V90H31V89H29V87H30V85H31V83L32 82H34V71L35 70H31V72H29L30 70H28L27 71V69H29V67H31V66ZM128 66V65H127ZM13 67V66H12ZM61 67V66H60ZM75 67V66H74ZM103 67V66H102ZM121 67V66H120ZM54 68V67H53ZM66 68V67H65ZM105 68V67H104ZM108 68V67H107ZM111 68V67H110ZM84 69V68H83ZM82 69V70H83ZM109 69V68H108ZM137 69H139V68H137ZM202 69V68H201ZM37 70V69H36ZM103 70V69H102ZM101 70V71H102ZM124 70V69H123ZM54 71H55V69H54ZM61 71H62V69H61ZM70 71V70H69ZM211 71V70H210ZM63 72V71H62ZM82 72V71H81ZM113 72V71H112ZM116 72V71H115ZM136 72V71H135ZM43 73V72H42ZM96 73V72H95ZM117 73V72H116ZM115 73V74H116ZM120 73V72H119ZM124 73V72H123ZM226 73V72H225ZM56 74V73H55ZM58 74V73H57ZM61 74V73H60ZM99 74V73H98ZM118 74V73H117ZM101 75H103V74H101ZM105 75V74H104ZM111 75V74H110ZM127 75V74H126ZM122 76L121 78L122 79H120V80H127V78L129 77H127V76ZM188 75V74H187ZM203 75H205V74H203ZM61 76V75H60ZM78 76V75H77ZM92 76H94V74L92 75ZM91 76V77H92ZM99 76V75H98ZM108 76V75H107ZM193 76H195V75H193ZM226 76V75H225ZM39 77V76H38ZM59 77V76H58ZM74 77H76V76H74ZM118 77V76H117ZM120 77V76H119ZM183 77V76H182ZM182 77H181V79H182ZM46 78V77H45ZM86 78H88V77H86ZM191 78V77H190ZM195 78V77H194ZM261 78H264V76H261V75H259V76H256V75H251L250 74V72L248 71V70H244V69H242V70H240V71H238L236 74H233V75H230V76H228V77H224V87H223V89L224 90H222L221 92H220V94H219V96H216V97H211V98H205V99H201L199 102H201L202 104H204L205 105V107H198V108H201L200 109V111H197V112H195L194 114H192V115H188L187 113H181V114H179V116L182 118V121H180L176 126H175V128L173 129V134H172V136L170 137V139H172L170 142H168V140H166L165 138H163L164 140H163V143L161 142L162 140L161 139H155V135H156V131L155 132H153V134H152V136L149 138V140H148V142H153V144L150 146V149H149V151H148V153H147V157H148V159L149 160H147V162H146V164H149V165H151V168H150V166H149V170H148V172L146 171V168H145V162L144 161H142L143 160V158H141L140 160L141 161H139L138 162V164H134V163H132V164H130L129 166H128V168H127V170H126V172H125V174H124V178H129V181L132 183V185H133V189H134V191L133 192H131V193H125V194H123V193H118L117 194V196H116V200H118V201H120V203L118 204V205H116L112 210H108V209H99V210H92V209H88L89 210V212L87 213V215H90V216H94L95 218H97V220H100V219H102L105 215H107V213H110L108 216H113V215H115V216H117V218H119L120 217V219H119V222L117 223L119 226L120 225H122L123 224V226L124 225H127L128 226V224H135L136 222L138 223V224H144V226L146 225L145 224V222L147 223V225L149 224V225H156V224H158L159 222H161V219H162V217H163V219H162V221L164 220V219H166L167 217L166 216H169L170 217V213H169V215H166L165 217L166 218H164V216L162 215V217H161V215L159 216H157V212L156 213H154L153 211H152V207H151V205L152 204H150L149 202H151L152 203V201L154 202V200L156 201V199H161L160 198V196L162 197L163 196V194H165L166 196H167V193H169V189L168 190H166L167 189V187H171V188H173V189H175V191L176 192H178V193H180L181 194V196H184V194L188 191V190H190V189H193V188H198V187H200L201 186V184H203V182H204V177L203 176H201V177H199V175L201 174V167H202V165H199V164H196V163H194L195 162V160H197L198 158H200L201 156H206V157H208L209 156V154H210V151L208 150V148L207 147H202L201 146V144H205L206 142H210L211 140H216V139H218L219 137H222V138H224V137H226V135L228 134V133H231V134H245V132L247 131V129L250 127V125H252V124H255V123H263L264 122V82H252V83H242L245 79H261ZM42 79V78H41ZM180 79V78H179ZM214 79V78H213ZM219 79V78H218ZM46 80V79H45ZM102 80V79H101ZM105 80H107V79H105ZM129 80V79H128ZM176 80H178V79H176ZM69 81V80H68ZM67 81V82H68ZM118 81L119 80H114V83L115 84H117L118 83ZM130 81V80H129ZM181 81V80H180ZM193 81V80H192ZM191 81V82H192ZM36 82V81H35ZM72 82V81H71ZM110 82H112V80L110 81ZM39 83H41V82H39ZM70 83V82H69ZM109 83V82H108ZM119 83H121V82H119ZM119 83H118V85H119ZM127 83V82H126ZM168 83H169V81H168ZM178 83H179V81H178ZM46 84H47V82H46ZM114 84V85H115ZM170 84V83H169ZM180 84V83H179ZM183 84H185V83H183ZM126 85V84H125ZM155 85V84H154ZM173 85H174V83H173ZM36 86V85H35ZM152 86V85H151ZM115 87V86H114ZM120 87V86H119ZM157 87V86H156ZM184 87V86H183ZM188 87V86H187ZM109 88V87H108ZM148 88H150V87H148ZM148 88H146V89H148ZM161 88V87H160ZM163 88V87H162ZM170 88V87H169ZM119 89V88H118ZM154 89V88H153ZM188 89V88H187ZM123 90V89H122ZM121 90V91H122ZM158 90V89H157ZM184 90V89H183ZM104 91H106V90H104ZM117 90H115V92H116ZM119 91H120V89H119ZM151 91V90H150ZM153 91V90H152ZM155 91V90H154ZM177 91V90H176ZM114 92V91H113ZM114 92V93H115ZM118 92V91H117ZM158 92V91H157ZM106 93V92H105ZM109 93V92H108ZM119 93V92H118ZM121 93V92H120ZM178 93V92H177ZM181 93H182V91H181ZM160 94V93H159ZM179 94V93H178ZM130 95V94H129ZM142 95V94H141ZM158 95V94H157ZM163 95V94H162ZM185 95V94H184ZM100 96V95H99ZM106 96V95H105ZM121 95L119 94V97H120ZM131 96V95H130ZM136 96V95H135ZM139 96V95H138ZM137 96V97H138ZM152 96V95H151ZM176 96H179V95H176ZM195 96V95H194ZM13 97H15L14 99H13ZM35 97H37V98H35ZM103 97L104 96H102L101 98L103 99ZM114 97V96H113ZM119 97H117V98H119ZM124 96H122V98H123ZM133 97H134V95H133ZM142 97V96H141ZM153 97V96H152ZM171 97V96H170ZM132 98V97H131ZM148 98V97H147ZM155 98V97H154ZM154 98H153V100H154ZM179 97H177V99H178ZM35 99H38V104H37V106H35V107H33V111H32V106H31V109H29L27 112H23L22 111V107L25 105L26 106V104H29L31 101H34ZM105 99H106V97H105ZM110 99V98H109ZM116 99V98H115ZM137 99V98H136ZM149 99H151V97L149 96ZM148 99V100H149ZM173 99H175V97L173 98ZM145 100V99H144ZM143 100V101H144ZM179 100V99H178ZM105 101V100H104ZM112 101V100H111ZM128 101H129V99H128ZM133 101V100H132ZM158 101V100H157ZM106 102H108V101H106ZM134 102V101H133ZM136 102V101H135ZM148 102V101H147ZM152 102V101H151ZM104 103V102H103ZM138 103H139V101H138ZM137 103V104H138ZM141 103H143V102H141ZM146 103V102H145ZM160 103V102H159ZM33 104V103H32ZM144 104V103H143ZM149 104V103H148ZM148 104L146 103V105L148 106ZM153 104V103H152ZM166 104V103H165ZM168 104V103H167ZM131 105V104H130ZM134 105V104H133ZM138 105H140V104H138ZM137 105V106H138ZM142 105V104H141ZM145 105V104H144ZM143 105V106H144ZM154 105V104H153ZM100 106V105H99ZM102 106V105H101ZM123 106H125V107H123ZM136 106V107H137ZM161 106H163V105H161ZM165 106V105H164ZM75 107V108H74ZM119 107H122V108H119ZM130 107V106H129ZM154 107H155V105H154ZM157 107V106H156ZM35 108V109H34ZM92 108V109H91ZM139 108H141V107H139ZM166 108V107H165ZM74 109H76L77 111V113L76 114H72L71 113V111H73ZM88 109L90 110L91 109V111L90 112H87L88 111ZM151 109V108H150ZM156 109V108H155ZM26 110V109H25ZM134 110V109H133ZM151 110H153V109H151ZM131 111V112H130ZM141 111H143L142 109H141ZM154 111V110H153ZM162 111V110H161ZM173 111V110H172ZM148 112V111H147ZM150 112V111H149ZM130 113V114H129ZM143 113V112H142ZM166 113V112H165ZM172 114H173V112H171ZM118 114V113H117ZM117 114H116V116H117ZM162 114V113H161ZM147 115H148V113H147ZM149 115H150V113H149ZM152 115H153V113H152ZM98 116H97V118H98ZM106 116H107V114H106ZM119 116V115H118ZM151 116V115H150ZM192 117L193 119L192 120H190V119H187V118H189V117ZM108 117V116H107ZM37 118H39L40 119V122H34L35 121V119H37ZM144 118H146V117H144ZM150 118V117H149ZM152 118V117H151ZM95 119H96V117H95ZM104 119V118H103ZM115 119H117V118H115ZM121 119V118H120ZM87 120V119H86ZM85 120V121H86ZM113 119H111V121H112ZM148 120V119H147ZM95 120L93 119V122H94ZM118 121V120H117ZM136 121V120H135ZM146 121V120H145ZM144 121V122H145ZM150 121V120H149ZM89 122V120L87 121V123ZM122 122V121H121ZM137 122V123H138ZM141 122V121H140ZM143 122V121H142ZM151 122V121H150ZM158 122V121H157ZM167 122V121H166ZM7 123V124H6ZM85 123V122H84ZM98 123V122H97ZM104 123V122H103ZM114 124L116 123V122H113ZM118 123V122H117ZM130 123H132V122H130ZM136 123V124H137ZM153 122H151V124H152ZM102 124V123H101ZM110 125H111V122L109 123ZM113 124V125H114ZM118 124H120V123H118ZM134 124V123H133ZM142 124V123H141ZM148 124H150V123H148ZM148 124H146V125H148ZM94 125H95V123H94ZM116 125V124H115ZM140 125V124H139ZM17 126H21V127H23L22 128V130L20 129L19 131L20 132H18L19 134H17L16 133V131L20 128H18V129H16V127ZM87 127H88V125H86ZM107 126V125H106ZM120 126H122V124L120 125ZM143 126V125H142ZM144 126H145V124H144ZM151 126V125H150ZM150 126H149V129H150ZM108 127H109V125H108ZM146 127V126H145ZM89 128H90V126H89ZM89 128H88V130H89ZM113 127H111L110 129H112ZM117 128V127H116ZM115 128V129H116ZM126 128V127H125ZM85 129V127L82 129V130H84ZM115 129H114V131H115ZM121 129H122V127H121ZM124 129V128H123ZM127 129H128V126H127ZM133 129L134 128H132V130H131V132L133 131ZM144 129V128H143ZM148 129V128H147ZM146 129V130H147ZM81 130V131H82ZM108 130H109V128H108ZM135 130V129H134ZM138 130V129H137ZM140 130V129H139ZM145 130V131H146ZM249 130V129H248ZM85 131V130H84ZM86 131H87V128H86ZM117 131H119L120 132V130H118L117 129ZM144 131V132H145ZM148 131V130H147ZM223 131H226V132H224V133H227V134H224L223 133ZM80 132V131H79ZM105 132V131H104ZM103 132V133H104ZM111 132V131H110ZM122 132V131H121ZM121 132L119 133V134H121ZM123 132H124V130H123ZM130 132V131H129ZM134 132V131H133ZM221 132H222V134H221ZM235 132V133H234ZM84 133V132H83ZM126 133V132H125ZM139 133H140V131H139ZM147 133V132H146ZM145 133V134H146ZM76 134H77V132H76ZM82 134V133H81ZM86 134V133H85ZM100 134H102V133H100ZM111 134V133H110ZM135 134H138V133H136L135 132ZM99 135V134H98ZM128 135H130V134H128ZM132 135V134H131ZM130 135V136H131ZM133 135H134V133H133ZM140 135H142L141 133H140ZM143 135H144V133H143ZM249 135V134H248ZM50 136V135H49ZM49 136H47V137H49ZM80 136V135H79ZM78 136V137H79ZM81 136H83L84 137V135H81ZM104 136H106V135H104ZM107 136H109V134L107 135ZM107 136L106 137H103V139L104 138H107ZM134 136H136V135H134ZM3 137V138H4ZM46 137V138H47ZM91 137V136H90ZM119 137V136H118ZM126 137V136H125ZM131 137H133V136H131ZM3 138H1V139H3ZM43 138V137H42ZM44 139V140H46L47 141V139ZM53 138V137H52ZM57 138L56 139H53L54 141H58L57 140ZM73 138V137H72ZM89 138V137H88ZM88 138H87V140H88ZM121 138V137H120ZM130 138V137H129ZM128 138V139H129ZM135 137H133V139H134ZM137 138V137H136ZM5 139V138H4ZM60 139V138H59ZM61 139H63V138H61ZM75 139H76V137H75ZM99 140H100V138H98ZM109 139V141H110V138H108ZM123 139V138H122ZM132 139V138H131ZM130 139V140H131ZM12 140H14V139H12ZM33 140H35V138L33 139ZM33 140H32V142H33ZM42 141V143H44L45 141ZM92 141H96L94 138L93 139H91ZM90 140V141H91ZM105 140V139H104ZM116 140V139H115ZM117 140H118V138H117ZM121 140V139H120ZM135 140V139H134ZM39 141V140H38ZM52 141V139H50V142ZM74 141V140H73ZM76 141V140H75ZM89 140H88V142L87 143H89L90 142ZM91 141V142H92ZM112 141H113V137H112ZM112 141H110L109 142V144L112 142ZM122 141V140H121ZM124 141V140H123ZM127 141V140H126ZM125 141V142H126ZM144 141V140H143ZM146 141V140H145ZM13 142V141H12ZM14 142H16V141H14ZM13 142V143H14ZM23 142V141H22ZM30 143H31V138H30V141H29ZM29 142L27 141V143L29 144ZM63 142V141H62ZM66 142V141H65ZM64 142V143H65ZM67 142H70L69 140L67 141ZM85 142V141H84ZM115 142V141H114ZM129 142V141H128ZM132 142V141H131ZM130 142V143H131ZM137 142V141H136ZM135 142V143H136ZM12 143V144H13ZM27 143H26V145L25 144H22V143H14L15 144V146L11 149V151L12 152H18V151H20L21 150V148L22 147H24V146H27ZM46 143V142H45ZM73 143V142H72ZM75 143H77V142H75ZM100 142H98V144H99ZM124 143V142H123ZM144 143V142H143ZM250 143H251V141H250ZM32 144V143H31ZM63 144V143H62ZM69 144V143H68ZM71 144V143H70ZM82 144H84V143H82ZM81 144V145H82ZM91 144V143H90ZM96 144V143H95ZM112 144V143H111ZM115 144V143H114ZM114 144H112V145H114ZM129 144V143H128ZM127 144V145H128ZM246 144V143H245ZM37 145V144H36ZM36 145H33V146H36ZM77 145H79V146H81L80 145V143H78ZM88 145V144H87ZM97 145V144H96ZM117 145V147L119 148V150L121 149H123V147H125L126 148V146H123V144L121 143V145L123 146V147H119L118 146V144H116ZM115 145V146H116ZM120 145V144H119ZM126 145V144H125ZM9 146H10V143H9ZM28 146H30V145H28ZM50 146L51 145H43V146H41V147H39V149H38V151H36V153L33 155V157L34 158H41V157H44L46 154H47V150L50 148ZM66 146V145H65ZM79 146H77V147H79ZM84 146H86V145H84ZM84 146L82 147V148H84ZM93 146V145H92ZM264 146V145H263ZM49 147V148H48ZM53 147V146H52ZM59 147V146H58ZM64 147V146H63ZM96 147V146H95ZM100 147V146H99ZM98 147V148H99ZM105 147V146H104ZM233 147V146H232ZM261 148H262V146H260ZM25 148V147H24ZM65 148V147H64ZM74 148V147H73ZM80 148V151L82 150L81 149V147H79ZM91 148V147H90ZM103 148V147H102ZM112 148V147H111ZM146 148H147V146H146ZM145 148V149H146ZM264 148V147H263ZM51 149V148H50ZM75 149H76V147H75ZM240 149V148H239ZM58 150V149H57ZM64 150V149H63ZM93 150V149H92ZM120 150V151H121ZM221 150H222V152L223 151H225V150H223V148L222 149H218L217 150V152H215L217 155H219V154H221ZM236 150V149H235ZM241 151H242V149H240ZM259 149L257 148L256 149V152L258 151ZM2 151V150H1ZM3 151H4V149H3ZM72 151V150H71ZM71 151H70V155H71ZM75 151V150H74ZM77 151V150H76ZM83 151V150H82ZM81 151V152H82ZM86 151V150H85ZM103 151V149L100 151V152H102ZM115 151V150H114ZM113 151V152H114ZM119 151V153H121ZM138 151V150H137ZM146 151H147V149H146ZM87 152V151H86ZM97 152L100 154V152H99V150H97ZM105 152V151H104ZM103 152V153H104ZM145 152V151H144ZM212 152V151H211ZM232 152V151H231ZM231 152H230V154H231ZM2 153H4V152H2ZM52 153V152H51ZM80 153V152H79ZM90 153V152H89ZM88 153V154H89ZM97 153V154H98ZM106 153H108V152H106ZM110 153V152H109ZM115 153H118V152H115ZM114 153V154H115ZM146 153V152H145ZM212 153H214V152H212ZM211 153V154H212ZM227 153V152H226ZM226 153H224V155L226 154ZM249 153V152H248ZM247 153V154H248ZM7 154H8V151H7ZM63 154V153H62ZM67 154V153H66ZM81 154V153H80ZM79 154V156H81L82 157V155H80ZM93 154V153H92ZM98 154V156L100 157V155ZM102 154V153H101ZM111 154H112V152H111ZM230 154H228L227 153V155H230ZM234 154V153H233ZM6 155V154H5ZM10 155V154H9ZM15 155V154H14ZM20 155H21V153H20ZM73 155H77L78 156V153H76V152H74L73 153ZM84 155H85V153H84ZM113 155V154H112ZM1 156H3V155H1ZM12 156V155H11ZM58 156V155H57ZM64 156V155H63ZM76 156V157H77ZM92 156H94V154L92 155ZM97 156V157H98ZM103 156V155H102ZM110 156V155H109ZM213 156V155H212ZM216 156V155H215ZM222 156H223V154H222ZM231 156V155H230ZM242 156V155H241ZM240 156V157H241ZM247 156V155H246ZM251 156H253V155H251ZM12 157H15V156H12ZM31 158H32V156H30ZM67 157H69V155L67 156ZM91 157V156H90ZM119 157V156H118ZM120 157H122V156H120ZM254 157V156H253ZM80 158V157H79ZM254 158H256V157H254ZM53 159V158H52ZM52 159H51V161L49 160H47V162L48 163H50V162H52ZM56 159V161L58 160L57 158H55ZM61 159V158H60ZM65 159V158H64ZM64 159H63V161H64ZM81 159V158H80ZM87 159V158H86ZM107 159V158H106ZM123 159V158H122ZM139 159V158H138ZM23 160V159H22ZM68 160H70V159H68ZM78 160V159H77ZM124 160V159H123ZM252 160V159H251ZM17 161V160H16ZM28 161H29V159H28ZM27 161V162H28ZM32 161V160H31ZM30 161V162H31ZM45 161V160H44ZM43 161V162H44ZM55 160H54V162H56ZM59 161V160H58ZM58 161H57V163H58ZM72 161V160H71ZM93 161V160H92ZM131 161V160H130ZM130 161H129V163H130ZM242 161H243V157H242ZM248 161V160H247ZM257 161V160H256ZM4 162H6V161H4ZM12 162V161H11ZM11 162H8L9 164H5V165H2V166H0V176H2V175H5L6 173H10V170L12 171V169H11V165H12V163ZM23 162V161H22ZM26 162V163H27ZM39 162V161H38ZM42 162V160H41V164L43 163ZM62 162V161H61ZM65 162V161H64ZM63 162V163H64ZM77 162V161H76ZM84 162V161H83ZM125 162V161H124ZM128 162V161H127ZM132 162V161H131ZM238 162V161H237ZM236 162V163H237ZM252 162H254V160L252 161ZM15 163V162H14ZM25 163V162H24ZM33 163V162H32ZM46 163V162H45ZM66 163V162H65ZM85 164H87L86 163V161L84 162ZM195 164L193 167H195V169H196V171L195 172H197V173H195L196 174V179L195 180H193L192 182H190V178H188L187 177V175H185L184 173H178V171H177V169L178 168H180V169H186L188 166H190L191 164ZM232 163V162H231ZM1 164V163H0ZM20 164V163H19ZM18 163H17V165L16 166H18L19 165ZM28 164V163H27ZM26 164V165H27ZM36 164V163H35ZM69 164V163H68ZM78 164V163H77ZM25 165V166H26ZM49 165H52L51 167H53L54 165H55V163H54V165L51 163V164H49ZM67 165V164H66ZM73 165V164H72ZM76 165V164H75ZM81 165H83V164H81ZM80 165V163H79V166H81ZM127 165H128V163H127ZM238 165H239V163H238ZM22 166V165H21ZM28 166V165H27ZM31 166V165H30ZM29 166V167H30ZM34 166V165H33ZM77 166V167H76ZM76 166H74L76 169L78 168V165H76ZM14 167V166H13ZM24 167V166H23ZM17 168V169H15L14 170V174L13 173H11V175L13 174L16 178L17 177H22V176H24L25 177V174H26V172H27V169H25L26 171H24V168ZM47 167V165L45 164L44 165V163H43V165H39V163H38V166H35L34 168H42V169H47L46 168ZM50 167V169H52ZM57 167V166H56ZM66 167V166H65ZM70 167V166H69ZM82 167V166H81ZM86 167V169H87V166H85ZM115 167H117L116 165H114L113 166V168H115ZM238 167V166H237ZM14 168H16V167H14ZM28 168V167H27ZM31 168H33V167H31ZM60 169V168H59ZM61 169H63V168H61ZM35 170H32V172H34ZM43 171V170H42ZM46 171V170H45ZM48 171H49V169H48ZM51 171V170H50ZM57 171H58V169H57ZM72 171V170H71ZM74 171H75V169H74ZM77 171V170H76ZM242 171V170H241ZM244 171V170H243ZM38 172H41V170L40 171H38ZM63 172H67L66 170H63ZM63 172H60V173H63ZM89 172V171H88ZM28 173H29V171H28ZM49 173V172H48ZM56 173V172H55ZM220 173V172H219ZM30 174V173H29ZM32 174H34V173H32ZM38 174V173H37ZM39 174H41V173H39ZM38 174V175H39ZM44 174V173H43ZM45 174H47V171L45 172ZM64 174V173H63ZM90 174V173H89ZM9 175V174H8ZM27 175V174H26ZM35 175H36V173H35ZM38 175L37 176H34V177H36V178H38ZM69 174H67V176H68ZM76 175H78V174H76ZM202 175V174H201ZM244 175V174H243ZM247 175V174H246ZM43 176V175H42ZM41 176V177H42ZM58 176H59V172H58ZM65 176V175H64ZM66 176V177H67ZM74 176V175H73ZM72 176V177H73ZM92 176H94V175H92ZM205 176V175H204ZM248 176V175H247ZM253 176V175H252ZM13 177V176H12ZM33 176H31V178H32ZM65 177V178H66ZM88 177H90V176H88ZM9 178H11V177H9ZM45 178V177H44ZM49 178V177H48ZM69 178V177H68ZM244 178V177H243ZM253 178H254V176H253ZM7 179V178H6ZM30 179V178H29ZM40 180H41V178H39ZM58 179V178H57ZM56 179V180H57ZM61 179V178H60ZM224 179H226V177L224 178ZM231 179V178H230ZM19 181V183H21L20 181L22 180V181H24L22 178H21V180H20V178L18 179ZM42 180H43V178H42ZM40 181V182H44V181ZM45 180V179H44ZM64 180V179H63ZM107 180V179H106ZM250 180V179H249ZM248 180V181H249ZM255 180V179H254ZM2 181V180H1ZM8 181V180H7ZM15 181H17V180H15ZM33 182L34 181H36L35 179H33L32 180ZM235 181V180H234ZM258 181V180H257ZM33 182H31L30 180H27V182H23L22 184L24 185V188L23 189H26V190H28V189H30V187H32V189H33V186H31L32 184H33ZM37 182H39V180L37 181ZM39 182V183H40ZM221 182V181H220ZM223 182V181H222ZM253 182V181H252ZM36 183V182H35ZM39 183H37V184H39ZM41 183V184H42ZM45 183V182H44ZM53 183V182H52ZM56 183V182H55ZM55 183H53V184H55ZM66 183V182H65ZM233 183V182H232ZM257 183V182H256ZM9 184H11V185H13V186H17V184H14V181H13V179H11V181L9 182ZM64 184V183H63ZM3 185V184H2ZM1 185V188H3V186ZM19 185V184H18ZM52 185V184H51ZM56 185H58V184H56ZM218 185H219V183H218ZM5 186H7V185H5ZM22 186V185H21ZM37 186V185H36ZM39 186H41L40 184H39ZM61 186V185H60ZM60 186H59V188H60ZM205 186V185H204ZM43 187V186H42ZM55 187V186H54ZM73 187V186H72ZM71 187V188H72ZM166 187V188H165ZM203 187V186H202ZM226 187V186H225ZM258 187V186H257ZM13 188V187H12ZM36 188V187H35ZM40 188V187H39ZM39 188H37V189H39ZM44 188V187H43ZM53 188V187H52ZM52 188H50L49 187V189L51 190ZM63 188L65 189V187L63 186ZM165 188V189H164ZM259 188V187H258ZM4 189V188H3ZM6 189V188H5ZM15 189V188H14ZM20 189H22V188H19V190ZM22 189V190H23ZM49 189H47V191L49 190ZM73 189H75L74 187H73ZM77 189V188H76ZM212 189V188H211ZM223 189V188H222ZM2 190V189H1ZM9 190H10V188H9ZM36 190V189H35ZM34 189H33V191H35ZM43 190H45V189H42L41 191H42V193H37L38 194V196L40 197V194H45L46 195V192L45 193H43ZM56 190V189H55ZM167 192V193H165V191ZM7 191V190H6ZM32 191V190H31ZM120 191H121V189H120ZM171 191V190H170ZM201 191V190H200ZM237 191V190H236ZM235 191V192H236ZM263 191V190H262ZM19 192V191H18ZM17 192V193H18ZM23 192H25V191H23ZM22 192V193H23ZM29 192V191H28ZM36 192H37V190H36ZM51 192V191H50ZM52 192H53V189H52ZM56 192V191H55ZM61 192H63V191H61ZM89 192V191H88ZM104 192V191H103ZM119 192V191H118ZM160 192H162V193H160ZM193 192V191H192ZM260 192V191H259ZM21 193V194H22ZM47 193H49V192H47ZM54 193V192H53ZM87 193V192H86ZM86 193H79V194H77V196L75 197V199H82L85 195H87ZM197 192H195V194H196ZM4 195H3V197H1V199H0V223L2 224V222H3V219L5 218V216L7 217L8 216V214H10V213H16L17 215L16 216H18L19 217V219L21 220V222L23 221V222H26L27 224H31V223H33V225H35V223L33 222V216H34V214H35V212H33V208H32V206L31 205H22V203H21V205H16V206H14L13 207V205H11V203H10V205H11V207H10V205H8L9 206V208H6V206H7V204L10 202V201H12V197H11V195H10V193H9V191L7 192V193H3ZM15 194V193H14ZM59 194V193H58ZM90 194V193H89ZM176 194V193H175ZM202 194V193H201ZM2 195V194H1ZM29 195H31V194H29ZM43 195H41V196H43ZM50 195V194H49ZM60 195V194H59ZM164 195V196H165ZM177 195V194H176ZM190 195V194H189ZM200 195V194H199ZM205 195V194H204ZM214 195V194H213ZM236 196L235 194H232L231 195V198H232V196ZM240 195V194H239ZM17 196V199H18V195H16ZM26 196V195H25ZM25 196H24V198H25ZM36 196V197H35ZM51 196H53V195H51ZM163 196V197H164ZM178 196V195H177ZM233 196V197H234ZM241 196H242V194H241ZM253 196V195H252ZM19 197H21V196H19ZM29 197V196H28ZM33 197H35V198H38L39 199V197H37V195L35 194V195H33ZM48 197V196H47ZM46 197V198H47ZM158 197V198H157ZM162 197V198H163ZM180 197V196H179ZM200 197V196H199ZM199 197H197L198 199H199ZM224 197V196H223ZM222 197V198H223ZM226 197V196H225ZM224 197V198H225ZM230 197V196H229ZM229 197H227V198H229ZM237 197V196H236ZM243 197V196H242ZM14 198H16V197H14ZM23 198V199H24ZM45 198V197H44ZM45 198V199H46ZM53 198V197H52ZM55 198H57V197H55ZM59 198H60V196H59ZM153 198H156V199H153ZM181 198V197H180ZM179 198V199H180ZM184 198V197H183ZM186 198H190L189 196L187 197L186 196ZM196 198V196H195V198H192V199H197ZM202 198V197H201ZM212 198V197H211ZM221 198V199H222ZM238 198V197H237ZM263 198V197H262ZM29 199H31V198H29ZM49 199V198H48ZM51 199V198H50ZM49 199V200H50ZM203 199V198H202ZM233 199V198H232ZM242 199V198H241ZM251 199V198H250ZM25 201H27L28 200V198H26V199H24ZM34 200V199H33ZM36 200V199H35ZM41 200V199H40ZM52 200V199H51ZM158 200V201H159ZM185 200V199H184ZM208 200V199H207ZM231 200V199H230ZM235 200V199H234ZM237 200V199H236ZM238 200H240V199H238ZM29 201V200H28ZM42 201V200H41ZM158 201H156L155 203L156 204H154V208L159 204V203H157ZM190 201H192V200H190ZM198 201L199 200H197V203H195V205H197V204H199L198 203ZM219 201V200H218ZM13 202H14V200H13ZM12 202V203H13ZM20 202V201H19ZM48 202V201H47ZM52 202V201H51ZM56 202H58V201H56ZM185 202V201H184ZM202 203L200 204V206H198V207H196V209L194 210L192 207H194V204H193V206L191 207L193 210V212H192V215L194 216V214H195V217H196V215L198 216V217H202V216H205V219H206V217H209V219H210V217H213V216H215L216 217V215H220L222 212H221V208H219L218 209V207L216 206V207H212V206H206L207 205V201L205 200V202H203V201H201ZM211 202V201H210ZM213 202V201H212ZM215 202V201H214ZM16 203H18V202H16ZM15 203V204H16ZM24 203V202H23ZM34 203H36V201L34 202ZM37 203H38V201H37ZM44 203H46V202H43V205H44ZM53 203V202H52ZM55 203V202H54ZM71 206H73V207H78V205H80V202H76V200H73V201H71ZM109 203V202H108ZM145 203H146V205H148V203H149V205H148V207L150 208L151 207V209L150 210H145V209H143L142 207H143V204H144V206H145ZM227 203V202H226ZM240 203V202H239ZM49 204V203H48ZM139 204H142V205H140V206H142L141 208H139L138 207V205ZM189 204H190V202H189ZM220 204V203H219ZM82 205H86V204H82ZM213 205V204H212ZM215 205H216V202H215ZM222 205V204H221ZM51 206V205H50ZM134 206H135V208H137V209H135L134 208ZM153 206V205H152ZM225 206V205H224ZM37 207V206H36ZM41 207H42V205H41ZM46 207L48 208V205H46ZM187 207V206H186ZM189 207V206H188ZM187 207V208H188ZM43 208V207H42ZM41 208V209H42ZM91 208V207H90ZM134 208V209H133ZM145 208V207H144ZM187 208H185V209H187ZM44 209H45V206H44ZM96 209V208H95ZM181 209V208H180ZM185 209H183V210H185ZM224 210H225V208H223ZM260 209V208H259ZM34 210L36 211V209L34 208ZM80 210V209H79ZM130 210V212H128ZM144 210L145 211H148V212H151V214H149L148 212H145V213H148L149 215L147 216V217H145V213H144ZM154 210V209H153ZM172 210V209H171ZM174 210V209H173ZM39 211V210H38ZM77 210H72V211H70V212H67V213H65V214H60L57 218L58 219H56L55 220V222H57L58 224H61V223H68V221L70 220V219H72L73 217V214L76 212ZM180 211H182V209L180 210ZM187 211V210H186ZM190 211H191V209H190V207H189V211L188 212H184V211H182V212H184L182 215H181V217H183V216H186V215H188V217H190ZM40 212V211H39ZM172 212V211H171ZM181 212V213H182ZM241 212V211H240ZM153 213V214H152ZM249 213H251V212H249ZM248 213V214H249ZM37 214H38V212H37ZM41 214V213H40ZM156 214V215H155ZM173 213H171V215H172ZM238 214V213H237ZM10 215H12V214H10ZM15 215V214H14ZM36 215V214H35ZM191 215V217H193ZM16 216H14V217H16ZM108 216H107V218H108ZM115 216H113V217H115ZM175 216V215H174ZM227 215H225V217H226ZM261 216V215H260ZM36 217H37V215H36ZM74 217H75V214H74ZM168 217V218H169ZM187 217V218H188ZM198 217H196V218H198ZM112 218V217H111ZM176 218V217H175ZM228 218V217H227ZM10 219V218H9ZM14 219V218H13ZM106 219V218H105ZM170 219V218H169ZM256 219V218H255ZM258 219V218H257ZM8 220V219H7ZM12 220V219H11ZM16 220V219H15ZM116 220V219H115ZM136 220H140V221H136ZM175 220H177V219H175ZM198 219H196L195 221H197ZM212 220V219H211ZM38 221V220H37ZM89 221V220H88ZM95 221V220H94ZM105 221V220H104ZM193 221H194V219H193ZM203 221V220H202ZM106 222V221H105ZM104 222V223H105ZM166 222H168V221H166ZM169 222H175V223H177V221H169ZM169 222H168V225L170 226L171 225V223L169 224ZM186 222V221H185ZM184 222V223H185ZM189 222V221H188ZM199 222V221H198ZM227 222V221H226ZM70 223H71V221H70ZM201 223H203V222H201ZM255 223V222H254ZM26 224V225H27ZM39 226H44V225H47V223H40V222H38L37 223ZM96 224V223H95ZM160 224V223H159ZM167 224V223H166ZM179 224V223H178ZM177 224V225H178ZM181 225L183 224V223H180ZM57 225V224H56ZM63 225V224H62ZM110 225V224H109ZM167 225V226H168ZM189 225V224H188ZM203 225V224H202ZM201 225V226H202ZM209 225V224H208ZM38 226V227H39ZM70 226V225H69ZM77 226V225H76ZM75 226V227H76ZM118 226V227H119ZM123 226H121L120 228H115V229H113V230H119V231H121L122 229H124L123 228ZM162 226V225H161ZM173 229H170L172 226H170V228H168L167 230L165 229V230H160V231H158V232H155L156 233V236H154L152 239H151V241H149V242H147L146 244H144V245H140V246H138L137 247V243L138 242H140V241H138V240H140V238H139V236H141L143 233H144V231L143 230H141L140 231V229H139V232H136V231H138L137 229H136V233L135 232H133V233H135L136 234V236L135 237H138L139 239H133L134 241H132V240H129V241H132V243L131 242H129L130 243V245H129V243H127L128 242V239H127V236H125L124 234H126V232H127V229L129 230V228H131V227H129V228H127V227H125L126 229H124V230H126V232L123 234L124 236L123 237H119V236H117V238H115L116 236L113 234L114 233V231L112 232V234L115 236L114 238H109V239H107L106 240V242L105 241H103V242H100L101 240H99L96 244H95V247H97V251L99 250V252L98 253H100V254H98V255H100L99 257H100V259H102V260H97V256H93V253H92V256L94 257L93 259H96L97 261H92V259H91V261L89 262L90 264H216L217 262H219L220 260H222V258H224L225 256H227L232 250H234V249H237L238 250V245H231V246H229L226 250H228L227 252H223V253H217V254H215L214 256H212L210 259H202L200 256H198V254L197 253H190V252H188L187 250H186V248H185V245L183 244V240L185 239V235H187L188 233L190 234V226L188 227V228H180L179 226L178 227H176V225H174L173 224ZM183 226H185V225H183ZM199 226H200V224H199ZM207 226V225H206ZM68 227V226H67ZM96 227V226H95ZM98 227V226H97ZM103 227H106V226H103ZM111 227V226H110ZM136 227V226H135ZM134 227V228H135ZM163 227H166V226H164L163 225ZM205 227V226H204ZM27 228V227H26ZM34 228V227H33ZM44 228V227H43ZM107 228V227H106ZM133 228V229H134ZM151 228V227H150ZM156 228V227H155ZM159 228V227H158ZM31 229V228H30ZM37 230H38V228H36ZM36 229H34V230H36ZM53 229V228H52ZM82 229V228H81ZM98 229H100V228H98ZM121 229V230H120ZM132 229V228H131ZM145 229H147V227L145 228ZM159 229H161V228H159ZM18 230V229H17ZM29 230V229H28ZM28 230H27V232H28ZM40 230V229H39ZM61 230V229H60ZM102 230H103V228H102ZM110 230V231H111ZM124 230H122V231H124ZM155 230V229H154ZM32 231V230H31ZM30 231V232H31ZM143 231V232H142ZM148 231H149V229H148ZM147 231V232H148ZM156 231H157V229H156ZM211 231V230H210ZM212 231H214V230H212ZM19 232V231H18ZM38 232H40V231H38ZM43 232L44 233H46L44 230H43ZM42 232V233H43ZM57 232V231H56ZM58 232H59V230H58ZM103 232H105V231H103ZM17 233V232H16ZM34 233H36V232H34ZM49 233V232H48ZM105 233H111V232H105ZM112 234H110V235H112ZM122 234V233H121ZM18 235V234H17ZM39 235H41V234H39ZM93 235V234H92ZM109 235V234H108ZM108 235H103L102 236V238L104 237V236H108ZM21 236V235H20ZM34 236H35V234H34ZM144 236V235H143ZM15 237V236H14ZM89 237V236H88ZM94 237V236H93ZM13 238V237H12ZM29 238V237H28ZM31 238V237H30ZM100 238H101V236H100ZM101 238V239H102ZM129 238V237H128ZM150 238V237H149ZM96 239V238H95ZM127 239V240H126ZM143 239V238H142ZM88 239L86 238V237H84V236H82V235H78V236H57V237H53V238H51L50 240H49V238H45V239H38V240H35V241H32V242H29V243H24L22 246L21 245H18V243H17V241H18V239H17V241H16V245H14V246H12V247H5L6 248V250H5V248L3 249L4 251L3 252H1L0 253V264H71V262L73 263V262H76L77 260H78V258L80 257H82V256H80V249H83L86 245H87V243L86 242H88L87 241ZM45 241H47V242H45ZM48 241L50 242L49 244H48ZM97 241V240H96ZM93 242H91V244H92ZM88 244H90L89 242H88ZM124 244H128V247H126L125 248V246H124V248L122 247ZM106 245V247H107V250L109 249V250H111V251H115V253H110V251H109V253H107V256H108V254H109V256L108 257H106V253L104 254L105 255V259L104 258H101V256L103 257V254L101 253L103 250H106V248L105 247H103V246H105ZM89 247V246H88ZM120 247H122V249H119ZM86 248H87V246H86ZM93 249V248H92ZM100 249H101V252H100ZM116 249H118V251L116 250ZM196 249V248H195ZM94 250V249H93ZM83 251V250H82ZM254 251V250H253ZM77 252V253H76ZM79 252V253H78ZM108 252V251H107ZM74 253H76V254H74ZM81 253H83V252H81ZM95 253V252H94ZM104 253V252H103ZM233 253V252H232ZM86 255L88 254V253H85ZM102 254V255H101ZM239 254V253H238ZM237 254V255H238ZM73 255H76V257L75 256H73ZM89 255H90V253L87 255L88 256V258H89ZM234 255H235V253H234ZM242 255V254H241ZM83 256H85V255H83ZM87 256L86 257H83V258H86V260L88 259L87 258ZM118 256H123V258H121L120 260L118 259H116V257H118ZM2 257V258H1ZM98 257V258H99ZM228 257V256H227ZM232 257V256H231ZM229 258V259H227V261H225V264L226 263H232V259L233 258ZM235 257H237V256H235ZM91 258V257H90ZM90 258L88 259V260H90ZM264 258V257H263ZM232 260V261H230L229 262V260ZM238 260H239V258H238ZM79 261V260H78ZM77 261V262H78ZM84 260L83 259H81L77 264H79V263H82ZM237 262V261H236ZM75 263V264H76ZM219 264H220V262H219ZM221 264H222V262H221ZM223 264H224V261H223ZM240 264V263H239Z\"/></svg>", "mask_w": 264, "mask_h": 264}]
</instances>
